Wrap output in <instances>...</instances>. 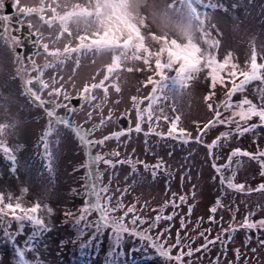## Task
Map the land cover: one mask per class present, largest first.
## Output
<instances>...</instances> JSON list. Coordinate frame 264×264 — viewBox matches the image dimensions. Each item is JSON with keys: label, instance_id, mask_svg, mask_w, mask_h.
Wrapping results in <instances>:
<instances>
[{"label": "rangeland", "instance_id": "obj_1", "mask_svg": "<svg viewBox=\"0 0 264 264\" xmlns=\"http://www.w3.org/2000/svg\"><path fill=\"white\" fill-rule=\"evenodd\" d=\"M37 2L39 6L34 8ZM17 3L19 10L12 16L17 29L15 35L7 20L4 33L0 35V147L10 148L15 155L12 171L13 164L6 158L7 154L0 153V194L4 195L5 202L16 203L18 198L25 207L36 203L42 206L38 215L43 217L50 231L36 238L34 252H26L29 261L33 264H162L150 247L135 238L126 237L113 256L109 231L91 240V228L87 234L78 232L74 222L78 209L89 199V182L108 186V194L113 196L119 195L117 190L127 188L124 202L138 200V207L146 204L142 214L148 217H153L156 214L153 210H159L166 201L171 202L173 193H176L177 203L181 195L186 196L185 204L170 222L174 224L171 236L174 242L180 218L185 217L186 229L180 235L184 244L191 242L193 249L205 243L199 233L206 232L213 238L222 228L229 227L231 212L227 208L218 210L215 223L209 222V209L217 198H221L225 206L238 208L236 225L247 212L258 206L264 209V193L243 194L227 189L226 184L220 182L221 174L212 167L213 163L226 165L234 148L249 152H256L258 148L264 150V128L258 133L233 137L215 150L219 156L216 160L209 157L203 145L194 142L181 144L154 134L145 137L147 123L142 125L141 133L133 132L130 137L93 148L91 156L86 155L87 150L69 128L56 125L55 121L54 131L48 138L52 152L50 162L45 157L42 142L49 125L46 110L65 115L63 108H56L58 98L51 96V90L44 91L52 83V76L74 97L89 86L88 97L94 98L92 107L102 110L105 118L112 116L103 132L94 133L93 139L134 128L137 113L150 119L153 129L159 133H167L169 122L178 121L181 128L195 137L198 126L212 120L217 110L222 113V119L231 121L234 127L241 116L239 109L229 107L231 93L247 84L243 94L255 101L258 87L264 85V0H133L144 15L139 24L126 13L116 11L100 18L99 0H17ZM161 4H167L177 14L193 13L199 25L195 38L184 41L161 36L148 19ZM60 20L67 25L62 26ZM31 30L39 36L36 41L30 38ZM85 34L94 37L85 39L82 37ZM48 38L49 46L54 49L40 43V39ZM101 44L103 49L98 47ZM17 45L21 46L19 55L15 50ZM32 81L42 98L50 101L43 107L32 100L35 93H31V89H28L31 95L25 93ZM240 98L241 94L237 93L233 100ZM89 110L87 106L78 105L72 116L67 114L68 119L84 125ZM243 115H255V112L248 109ZM123 117L128 122L125 128L121 123ZM99 120L100 116L95 115L93 122L99 123ZM84 126L91 127V124ZM225 130V126L215 127L204 137L205 143ZM113 150L120 153L118 158L108 157L114 162L131 158L151 166L162 159L170 175L157 171L153 178L152 170L146 171L143 164L133 169L129 164L109 168L98 163L86 170L85 165L97 153L108 155ZM237 160L240 161L238 170ZM93 170L94 174L89 175ZM234 170L236 183L255 188L264 182L259 175V165L248 157L233 158L232 168L225 167L222 174L231 177ZM49 206L54 210L51 215L44 211ZM189 206H193L190 215ZM66 211L73 215H65ZM172 211L169 203L165 214ZM261 217L264 211L257 212L253 219ZM96 218L93 213L88 220ZM165 226L162 223L160 227ZM208 229L211 230L206 231ZM17 230L18 225L13 222L10 232L15 234ZM34 231V227L25 222L22 234L15 236V245L24 247L26 241L33 240ZM233 236L227 244V258H222L220 264H233L237 248L241 252L238 264H264V247L258 243L264 240V230L251 233L237 230ZM221 251L218 243L209 249L207 256L196 254L192 259L199 257L197 264H213ZM0 264H20L14 244L5 237L3 229H0Z\"/></svg>", "mask_w": 264, "mask_h": 264}, {"label": "snow or ice", "instance_id": "obj_2", "mask_svg": "<svg viewBox=\"0 0 264 264\" xmlns=\"http://www.w3.org/2000/svg\"><path fill=\"white\" fill-rule=\"evenodd\" d=\"M6 6V0H0V35L4 33V24L7 20L9 25L12 27V34L15 35L17 29L16 25L12 23L13 17L7 13H4ZM17 6V0H11L10 6L8 7V13H11L14 10V7ZM30 38L33 41H36V36L30 34ZM19 48L17 49V55H19ZM25 62L27 63V54H25ZM52 83L49 85L48 89L44 91L48 92L51 90V96L56 97V108H63L65 115L61 116L54 110H46V114L49 117V125L47 131L42 137L44 154L48 161H51L52 152L49 150L48 138L51 133L54 131L53 121L56 125H63L66 128H69L75 136L79 139L80 143L87 150L86 155L91 156V150L95 147H103L108 142L116 140L120 141L122 137L131 136L133 132L141 133L143 131L142 125L144 123L148 124V129L143 134L145 137L149 135H156L161 139H171L178 141L181 144L197 143L203 145L207 151L210 158L213 160L219 159V156L216 153V149H219L223 146L224 143L231 141L233 137H242L248 133H258V130L264 128V85H261L257 89V99L246 97L243 94L242 90H246L247 84L240 86L241 90H235L231 93L232 100L229 107L239 109L240 119L236 120L235 126L229 120L222 119V113L217 110L216 115L212 120L208 121L207 124L202 127L198 126V134L193 137L192 133L188 132L186 129L179 126L178 121L169 122V130L167 133H159L155 131L152 127L151 120L147 117H142L137 113V118L134 128L128 127L117 132H112L107 135H101L99 139H93L92 136L96 132H103L104 127L111 122V115H108L107 118L103 116V112L100 109H95L92 107L94 98H89V86H85L79 94L73 98L67 89L63 86L62 83H57V77H51ZM145 84H148L146 81ZM95 87V86H91ZM28 89H31V93H35L32 96V100L36 102L38 107H43L46 103L50 101H45L40 90L35 88V81L30 82L26 86L25 93L31 95L28 92ZM211 90H214L210 87ZM212 92V91H210ZM241 94L239 100H233V97L237 94ZM40 97V99H37ZM63 101L64 103H61ZM247 101V102H245ZM76 105H79L81 108L87 106L90 110L87 111L84 125L91 124V127H85L84 125L77 124L70 119H68V113H75L77 111ZM248 109H252L255 112V115L244 116L243 113ZM135 110V109H134ZM209 110L212 111V107H209ZM136 111V110H135ZM99 115V123H94V116ZM256 122L253 123L252 121ZM146 121V122H145ZM123 122V121H121ZM217 126H225L226 130L219 133L215 138L210 142L205 143L204 137L209 135L213 129ZM255 142V141H254ZM12 150L10 148L6 149L0 147V153L7 154V157L13 164L12 171L15 170V155L11 154ZM109 156L118 158L120 156L119 151L113 150L108 155L97 153L95 157L85 165L86 170L92 169L93 164L102 163L109 168H115L117 164H129L135 169L137 165L143 164L145 170H152L153 178L156 177L157 171L165 172L170 175L168 172L165 163L162 159H158L156 164L149 166L143 161H133L131 158L124 160L116 159L115 162L113 159L108 158ZM237 157H248L250 160L256 162L259 165L261 178H264V150L257 149L256 152H249L247 150H242L240 148H234L229 153L228 163L226 165H218L216 163L212 164V167L215 172L221 174V184H226L227 189H232L237 193L251 194L254 192L264 193V182H261L257 187L253 188L246 183H236L235 176L237 174L236 170L233 171L231 177H224L222 171L225 167L229 169L232 168V160ZM240 167V161L237 160V170ZM94 171H89V175H93ZM102 175V174H101ZM97 180L100 179L99 176L96 177ZM182 180L184 177L181 178ZM215 179V178H214ZM111 183V182H109ZM88 187V197L89 199L85 202L84 205L80 206L78 209L79 215L77 216L74 224L78 229L79 233L87 234V230L91 228L93 230V236L90 238L94 239L97 235H103L105 231H109L110 239L113 242V252L112 255L115 256L116 249H119L122 245V242L126 237H132L139 240L143 245L150 247L158 257L162 264H197V260H193V256L200 254V256H207L209 254V249L215 247L218 243L222 247L220 255L217 256L213 264H220V260L227 258V244L230 243L233 239V233L237 230H246L248 233L252 231H261L264 230V217H261L258 220L253 219L259 211H264L261 207H257L253 211L247 212L244 219L236 225L234 223L236 214L238 213V208H232L230 205L225 206L221 198H217L215 204L209 209V222L215 223L216 217L215 214L220 209L227 208L231 212V220L229 221L228 228H222L221 232L218 233L215 237L209 238L206 235V232L199 233V238L205 240V243L193 249L191 247V242L184 244L181 238L180 232L186 229V220L185 217L180 218V228L176 232V236L173 241L171 236L172 227L174 226L173 222L175 217L178 215L177 210L181 208L187 197L181 195L179 197V203L176 202L175 197L176 193H173V200L171 202H165V204L159 210H153L156 214L153 217H148L143 213L147 205H141L138 207L139 201L126 204L124 198L128 193V189L119 191L118 196L109 195L110 188L108 186H98L96 183L89 182ZM13 199V197H12ZM169 203L173 209L171 214H165V209L169 207ZM42 206L39 203L34 204L33 206L25 207L20 200L17 198L16 203L10 201L5 202L4 195L0 194V229H3L5 237L14 244L16 256L19 257L20 264H33L32 261H29L26 258L27 251H35L34 241L38 236L43 232L50 231V228L46 224L42 216L38 215L41 211ZM49 215L53 213L51 207H46L44 209ZM193 211V206L188 207V215ZM93 213L96 214L97 218L94 221H89L88 217ZM65 215L72 216L73 213L66 211ZM223 217H221V220ZM15 222L18 225V230L15 234L10 232L12 223ZM25 222L31 224L35 231L33 232V240L26 241L25 246L21 247L15 245V236L22 234ZM166 224L165 227L161 228V224ZM208 229L206 231H210ZM187 239V237H184ZM251 236L249 235V241ZM258 243L261 247H264V240H259ZM31 245V246H29ZM85 247L87 244L84 245ZM253 252L256 251L255 248L252 249ZM175 253V254H173ZM236 261L233 264H238L239 258L241 256L240 249H235Z\"/></svg>", "mask_w": 264, "mask_h": 264}, {"label": "clouds", "instance_id": "obj_3", "mask_svg": "<svg viewBox=\"0 0 264 264\" xmlns=\"http://www.w3.org/2000/svg\"><path fill=\"white\" fill-rule=\"evenodd\" d=\"M99 8L101 11L100 18L111 16L116 11L117 14L126 13L137 24L144 19L143 13L139 11L133 0H123V3L120 0H99ZM148 19L161 36L165 38L175 37L184 41L195 38L199 27L193 13L188 11L177 14L167 4L159 5L148 16ZM100 30H102V26H100ZM98 47L103 49L104 45L101 44Z\"/></svg>", "mask_w": 264, "mask_h": 264}, {"label": "flooded vegetation", "instance_id": "obj_4", "mask_svg": "<svg viewBox=\"0 0 264 264\" xmlns=\"http://www.w3.org/2000/svg\"><path fill=\"white\" fill-rule=\"evenodd\" d=\"M10 3H11V0H6V6H5V9H4V13H7V14H9L10 16H13V15H16L17 14V12H18V3H17V6L16 7H14V10L11 12V13H8V7L10 6ZM39 6V4H38V2H37V5L34 7V8H36V7H38ZM45 9V8H44ZM32 11V10H31ZM3 13H0V15H2ZM41 18L42 19H45L44 18V16L42 15L41 16ZM26 19H24V21H25ZM24 21H22V23L24 22ZM60 22H61V25L62 26H64V25H67V23H63L61 20H60ZM25 26H27L28 27V23H26L25 24ZM31 32H32V34H34L35 36H36V38H39V36L37 35V33L36 32H34L33 30H31ZM86 33H88V31L86 32ZM93 35H95V34H93ZM82 37H84L85 39H88V38H93L94 36H91V34L90 35H83ZM99 39H102L101 37L99 38ZM48 41H50V38H48V40H42V39H40V43L41 44H44L46 47H48L49 49H54L53 47H50L49 46V44L51 43V41L50 42H48ZM19 47H21L20 45H17L16 46V49L15 50H17V48H19ZM21 52V50H19V53ZM13 56L14 55H12V58H13ZM15 62H16V64L15 65H18L19 64V61H18V58H15ZM74 98V97H73ZM68 114H70V113H68ZM73 115V113H71V116ZM68 116H70V115H68ZM74 120V119H73ZM75 121V120H74ZM41 125V124H40Z\"/></svg>", "mask_w": 264, "mask_h": 264}, {"label": "water", "instance_id": "obj_5", "mask_svg": "<svg viewBox=\"0 0 264 264\" xmlns=\"http://www.w3.org/2000/svg\"><path fill=\"white\" fill-rule=\"evenodd\" d=\"M121 121H123V122H121L122 125H123V127H124V128L127 127V125H128L127 118H126V117H123V118L121 119Z\"/></svg>", "mask_w": 264, "mask_h": 264}]
</instances>
